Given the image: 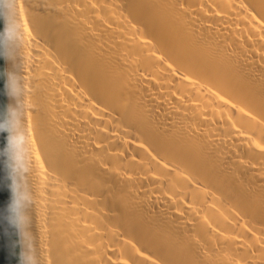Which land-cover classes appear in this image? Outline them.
Returning <instances> with one entry per match:
<instances>
[{"label":"bare ground","instance_id":"6f19581e","mask_svg":"<svg viewBox=\"0 0 264 264\" xmlns=\"http://www.w3.org/2000/svg\"><path fill=\"white\" fill-rule=\"evenodd\" d=\"M25 264H264V0H3Z\"/></svg>","mask_w":264,"mask_h":264},{"label":"water","instance_id":"95a60500","mask_svg":"<svg viewBox=\"0 0 264 264\" xmlns=\"http://www.w3.org/2000/svg\"><path fill=\"white\" fill-rule=\"evenodd\" d=\"M0 264H25L11 154L3 0H0Z\"/></svg>","mask_w":264,"mask_h":264}]
</instances>
